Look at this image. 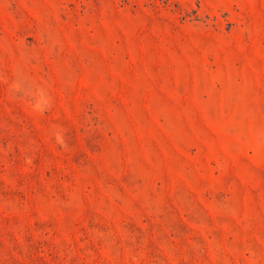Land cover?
Returning <instances> with one entry per match:
<instances>
[{"label": "rangeland", "instance_id": "rangeland-1", "mask_svg": "<svg viewBox=\"0 0 264 264\" xmlns=\"http://www.w3.org/2000/svg\"><path fill=\"white\" fill-rule=\"evenodd\" d=\"M0 264H264V0H0Z\"/></svg>", "mask_w": 264, "mask_h": 264}]
</instances>
